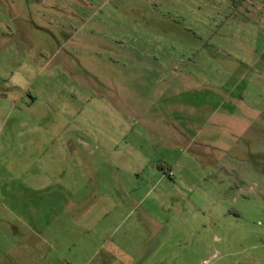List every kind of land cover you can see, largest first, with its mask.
Listing matches in <instances>:
<instances>
[{
  "label": "rangeland",
  "instance_id": "1",
  "mask_svg": "<svg viewBox=\"0 0 264 264\" xmlns=\"http://www.w3.org/2000/svg\"><path fill=\"white\" fill-rule=\"evenodd\" d=\"M111 249L264 264V0H0V264Z\"/></svg>",
  "mask_w": 264,
  "mask_h": 264
},
{
  "label": "crops",
  "instance_id": "2",
  "mask_svg": "<svg viewBox=\"0 0 264 264\" xmlns=\"http://www.w3.org/2000/svg\"><path fill=\"white\" fill-rule=\"evenodd\" d=\"M177 142H178V141H177ZM175 144H176V145H177V144H178V145H181L180 142L175 143ZM124 189H126V188H124ZM126 195L128 196V199L131 198V193H130V192L126 193ZM112 200L114 201L115 198H112ZM136 223H138V224H137V226H138V225H141L142 221H138V222H136ZM145 231H146V230L144 229V231L142 232L141 229H140V233H139L137 236H133L135 243H138V244H139V249H137V250L133 253V255H137V256H138V255H140V254L143 253V250H144V248L146 247V241L148 240V236H147V233H146ZM131 238H132V235H131V234H127V235L124 236V238H123V242H126V239H127V242H129ZM125 247H126V246H125ZM125 247L122 246V251H125V252H122V251H121L123 254H126V248H125ZM142 247H143V248H142ZM113 254H116V253H115V251H113V250L111 249V264L113 263V259H112V255H113ZM125 256L128 257L129 255L126 254Z\"/></svg>",
  "mask_w": 264,
  "mask_h": 264
},
{
  "label": "built area",
  "instance_id": "3",
  "mask_svg": "<svg viewBox=\"0 0 264 264\" xmlns=\"http://www.w3.org/2000/svg\"><path fill=\"white\" fill-rule=\"evenodd\" d=\"M168 176H169V177H172V176H173L172 173H171L170 171H168Z\"/></svg>",
  "mask_w": 264,
  "mask_h": 264
}]
</instances>
